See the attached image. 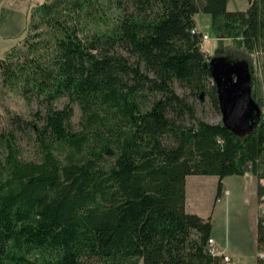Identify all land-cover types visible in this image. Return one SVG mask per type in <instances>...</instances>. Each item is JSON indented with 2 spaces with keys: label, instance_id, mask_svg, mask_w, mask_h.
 <instances>
[{
  "label": "trees",
  "instance_id": "trees-1",
  "mask_svg": "<svg viewBox=\"0 0 264 264\" xmlns=\"http://www.w3.org/2000/svg\"><path fill=\"white\" fill-rule=\"evenodd\" d=\"M226 3L45 0L33 8L29 27L39 32L0 58L2 80L42 109L41 124L27 120L38 159L20 157L12 130L3 141L0 264H224L208 245L211 215L185 209V177L218 176L215 201L222 179L248 164L264 178V0L245 10ZM196 13H208L210 27L250 58L262 54L261 70L249 61L243 98L203 51L202 33H192ZM174 80L227 120L255 106L257 125L239 132L197 118ZM61 97L68 101L57 107ZM256 240L264 252L259 219Z\"/></svg>",
  "mask_w": 264,
  "mask_h": 264
},
{
  "label": "rangeland",
  "instance_id": "rangeland-1",
  "mask_svg": "<svg viewBox=\"0 0 264 264\" xmlns=\"http://www.w3.org/2000/svg\"><path fill=\"white\" fill-rule=\"evenodd\" d=\"M44 1L45 0H0V58H3L5 53L13 46L23 47L24 38L28 33L39 32V29L33 30L29 27V19L33 8ZM246 6V3L243 1L242 4H239L234 9H245ZM107 11L111 14L115 9L113 7H108ZM196 21L203 34L208 36V39L202 43L203 51L214 57L213 62L216 63V67L225 74L226 84H236L239 88L238 95L243 98L244 93L242 90L245 92L249 83L247 69L249 61L252 58L256 70H261L262 54L257 52V54L250 58L242 50L235 47L230 39L222 33L214 31L210 27V22L204 18V15L198 16ZM213 62L211 65H213ZM171 85L179 95L187 97L188 101L194 105L195 115L199 119L210 123H217L223 119L228 126L239 132L257 125L258 111L255 106L245 110L242 116L236 119L230 117V119L227 120L224 119L221 110L213 107L208 97H205L204 100L201 101L198 97L190 95L188 89L181 87L175 80ZM257 87L264 97V85L261 84V72H259ZM67 101L66 97H61L56 101V106L62 107ZM40 108L35 98H28L21 94L18 84H6L0 76V158L6 155L3 141L7 133L12 130L14 133V144L19 149L20 157L24 160L38 159V141L34 130L29 126L27 120H34L38 124H41L42 121L36 114L38 110H42ZM81 116V109L76 103H73L71 123L75 130L81 127ZM16 118H20L18 120H22L21 123L18 124L15 120ZM243 175L244 176L233 175L230 179L231 192L227 196V221L232 222L237 220V222L241 224L240 228H233L235 232H238L236 243L238 245H245L247 249L250 247V254L253 256L255 254L252 240V223L254 219L253 216H251L253 195L249 193L250 188H252L253 179L250 175L249 164L246 166V171ZM224 192L227 193L224 190L223 195ZM221 198L216 200V202L221 200ZM221 205L222 203L216 204L214 214L212 215L214 230L218 233L219 239L224 235L226 222L225 216L222 214L223 212L216 218V210L220 212ZM257 208L258 202L256 198V211ZM233 229H231L230 233ZM231 241L235 243L232 237ZM257 257H259L258 254ZM230 264H232L231 259Z\"/></svg>",
  "mask_w": 264,
  "mask_h": 264
},
{
  "label": "crops",
  "instance_id": "crops-1",
  "mask_svg": "<svg viewBox=\"0 0 264 264\" xmlns=\"http://www.w3.org/2000/svg\"><path fill=\"white\" fill-rule=\"evenodd\" d=\"M243 1L246 3V8L248 7V0H227L226 6L229 10H239L234 9L239 4H242ZM242 8V7H240ZM245 8V9H246ZM240 9V10H245ZM200 15H204V18L211 22V17L208 13H196L193 18L195 22V29L197 32H203L197 25V17ZM208 37V36H207ZM250 175L252 180V188H250L249 193L253 195V206H252V215L253 223H252V240L254 245L255 254L251 256V250L245 248V245H238L236 243V237L238 232H235L233 228H240V223L235 221H227L228 217V200L227 196L231 192L230 189V179L233 175L226 176L222 179V183L224 185V190L227 193H224L221 200L218 202L215 201V193L217 184L219 181L218 176L216 175H187L185 177V209L188 213L197 214L203 218L214 214L216 204L222 203L220 212L216 210V218L222 213L225 216V228L224 235L219 239L218 233L214 230V222L211 231V238L213 239V247L226 254L230 257L232 264H256V258L258 254L257 249V211H256V198H257V177L253 175L250 171ZM236 176H244V175H236ZM213 221V219H212ZM250 228V227H249ZM231 229L233 231L230 233ZM231 237L235 240V243H232ZM242 248V249H241Z\"/></svg>",
  "mask_w": 264,
  "mask_h": 264
},
{
  "label": "built area",
  "instance_id": "built-area-1",
  "mask_svg": "<svg viewBox=\"0 0 264 264\" xmlns=\"http://www.w3.org/2000/svg\"><path fill=\"white\" fill-rule=\"evenodd\" d=\"M196 29H192V33H195ZM208 39L206 34H202L201 36V44ZM258 185H259V192L257 194V202H258V208H257V214H258V219L261 221V223L264 225V178H260L258 180ZM225 193V192H224ZM208 245L210 247V251L213 254L221 255L223 258L224 264H230V258L223 252H220L216 250L213 247V239L210 237L208 239ZM258 256L260 258H264V252H259Z\"/></svg>",
  "mask_w": 264,
  "mask_h": 264
},
{
  "label": "water",
  "instance_id": "water-1",
  "mask_svg": "<svg viewBox=\"0 0 264 264\" xmlns=\"http://www.w3.org/2000/svg\"><path fill=\"white\" fill-rule=\"evenodd\" d=\"M221 74L225 76V74H224V73H221ZM233 106H234V105H233ZM230 112L232 113V112H233V110H231ZM244 112H245V111L241 112V114L243 115V114H244ZM242 115H241V116H242Z\"/></svg>",
  "mask_w": 264,
  "mask_h": 264
}]
</instances>
